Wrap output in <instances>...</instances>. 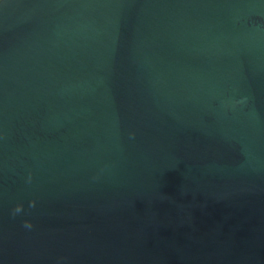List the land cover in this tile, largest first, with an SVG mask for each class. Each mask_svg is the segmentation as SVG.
Wrapping results in <instances>:
<instances>
[{"label":"water","instance_id":"water-1","mask_svg":"<svg viewBox=\"0 0 264 264\" xmlns=\"http://www.w3.org/2000/svg\"><path fill=\"white\" fill-rule=\"evenodd\" d=\"M0 264H264V0H0Z\"/></svg>","mask_w":264,"mask_h":264},{"label":"clouds","instance_id":"clouds-1","mask_svg":"<svg viewBox=\"0 0 264 264\" xmlns=\"http://www.w3.org/2000/svg\"><path fill=\"white\" fill-rule=\"evenodd\" d=\"M34 203V202H33ZM21 207H16L15 208V212L16 213H19L20 211H21ZM24 226L26 227V228H31L32 227V223L31 222H29V221H24Z\"/></svg>","mask_w":264,"mask_h":264}]
</instances>
